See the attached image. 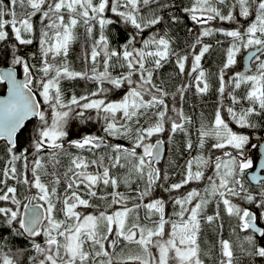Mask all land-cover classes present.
<instances>
[{"label":"snow or ice","instance_id":"1","mask_svg":"<svg viewBox=\"0 0 264 264\" xmlns=\"http://www.w3.org/2000/svg\"><path fill=\"white\" fill-rule=\"evenodd\" d=\"M153 3L158 4L159 0H8L7 3L0 0V43L4 44L0 49V63L10 59L13 67H22L24 75L21 81L11 68H0V83L6 81L8 84L7 98L0 99V140L6 141L8 156L0 170V202L6 205L0 206V227H6L10 235L27 241L42 257L38 264H204L198 242L201 220L209 224L220 220L219 211L215 215H204L213 199L218 201L217 209L222 204L225 213L237 219L240 230L249 233L244 238L247 247L240 246L242 252L249 257L264 258V246L259 244V240L264 239V227L258 224V220L264 222V179L259 175L252 177L258 184L255 194L245 187V170L253 167V161L244 154L249 137L230 127L231 123L241 128L252 127L251 117L264 113V0H192V4L183 9L189 19L201 27L191 45L190 71L196 73V92L203 95L210 89L208 74L201 61L212 45L205 43L204 38L220 33L229 38V44L218 74V93L223 98L231 84L228 97L233 105H237L241 103V97L234 92L244 85L243 99L250 106L239 111L228 106L226 112L230 119H226L222 115L224 104L221 100L214 119L210 123H200L196 141L198 155L186 162L181 181L171 183L164 191L178 192L188 184L204 180H207V187L203 194L192 189L174 198L178 210H174L172 216L176 219L166 217L164 199L144 201L156 188H163L168 180V176L162 175L156 167L164 143L159 137L165 131L170 133L169 138L181 132L189 137L186 150H193L187 127L192 124L191 117L174 103L170 106L165 99L168 92L154 82L156 72L171 57H175L179 73L183 75L189 56L177 53L167 34H153L149 39L138 40L146 28H154L163 20L154 11L150 18L142 14V7ZM17 8L23 11L18 14ZM106 12L112 15L107 16ZM38 14L39 28L33 23V17ZM170 20L176 23L180 17L171 16ZM217 20L233 27H205ZM97 24L99 38L94 39L90 56L84 55L85 63L90 61L91 68L75 71L68 61L70 48L77 39L75 30L82 25L92 37ZM113 24L135 30L128 34L121 50L111 49L105 35L108 26ZM37 39L39 67L21 51V46L32 45ZM137 43L142 47H136ZM9 44H12L11 49ZM246 50L251 66L233 73L226 81L228 70L238 62L243 67ZM101 56L102 61L98 59ZM34 58L35 54H32ZM113 58L122 61L118 66L126 72L112 74L111 69L117 66ZM36 73H39V79ZM75 79L91 80L97 88L90 94L79 97L73 94L66 100L61 84L64 80ZM105 84L111 88L104 87ZM191 86L185 84L177 89L180 101ZM122 88L125 92L119 101L101 98L109 91ZM37 94L42 99H37ZM175 100L176 95H173L172 101ZM45 105L47 108L43 107ZM89 111H95L104 121V135H86L79 140L67 141L73 113L83 119ZM32 118L38 123L30 138L33 152L29 161L27 149L19 154L16 149L19 138L27 131L25 122ZM107 137L127 140L129 146L108 144ZM153 137H156L155 142ZM66 143L76 149H86L96 158L89 160L82 155H73L67 150ZM102 145L111 149L107 162L103 154L97 156L94 151ZM206 149L221 150L222 156L213 159ZM242 156L244 158L240 159ZM62 157L69 158L66 167L62 165ZM18 162L22 163L21 170L17 168ZM90 167L95 171L90 172ZM260 167L264 169V163ZM116 168L125 169L124 175H114L112 169ZM209 168L213 169L214 175L206 177ZM137 181L142 182L143 187L138 185L134 196L118 190L124 185L131 191L132 184ZM100 185L110 186L112 192L98 195ZM19 186H23L27 195L20 193ZM92 198L106 201L112 211L108 208L98 213L78 211L96 207L91 203ZM234 199L253 205L256 211L241 207ZM132 201L135 202L129 206ZM193 201L196 202L193 204ZM141 207L143 219L148 223H141ZM61 214L63 219L59 218ZM218 227L222 229L223 225L218 224ZM38 237L42 242L37 240ZM122 243L124 247H121ZM129 245H135L136 249L125 254L124 249ZM220 245L222 258L219 264H234L231 242L221 240ZM118 248L120 252L116 251ZM26 250L18 249V254L22 256ZM30 260L37 261V257ZM0 264H18V261L5 253L0 256Z\"/></svg>","mask_w":264,"mask_h":264},{"label":"trees","instance_id":"2","mask_svg":"<svg viewBox=\"0 0 264 264\" xmlns=\"http://www.w3.org/2000/svg\"><path fill=\"white\" fill-rule=\"evenodd\" d=\"M8 0H5L7 3ZM192 4V0H159V3H153L149 6L142 7V14L146 18H150L153 15V11L155 15L162 16L163 20L160 24L156 25L154 28H146L145 31L138 36V40L149 39L153 34H157L158 36H165L170 38L173 41L172 47L173 49L179 53L180 55H188L189 60L185 67V73L182 75L179 73V69L175 63V57H171L167 63L163 65L155 74L154 82L164 88L168 92V97L165 98L166 102L170 103L171 95H176V98H179L177 95V89L180 88L182 85L191 84V87H188L186 92L184 93L183 101H177L175 105L177 108H182L183 112L186 113L188 117H191L192 124L187 125L190 131V138L193 142V150L188 151L186 150V142L189 137H186L183 133L177 132L173 137H176L174 141V146L169 148L167 143V148L165 149V154L162 160L156 164L161 170L162 175H167L168 180L164 183L163 188H156L151 196L146 198L144 201L145 203L149 202L154 198H162L166 202V217H172V219H176L175 216H172L174 210H178V206L174 205V198L180 197L182 194H186L188 191L192 189H196L203 194V190L207 187V180L201 182H194L191 184L186 185L185 187L181 188L178 192H166L164 188H167L168 185L171 183H178L182 179V174L184 172L186 162L189 159H192L196 155H198V149L196 148V141H197V128L200 126L201 122L210 123L214 119L215 112L217 107L219 106V102L222 100L224 104V109H222V115L226 119H230L226 112V108L228 106L234 107L237 111L241 108H247L250 106L247 100L243 99V96L246 92V86L242 85L240 89L235 90L234 94L238 97H241V103L237 105H233L231 99L228 97V92L232 91L231 84H229L226 88V92L224 97H220L218 93L219 88V78L218 74L220 69L222 68L225 59H226V49L229 44V38L223 36L220 33L213 35L211 37H205L204 42L211 44L212 47L210 48L209 52L205 54L204 58L201 61V65L203 69L206 71L208 83L210 84V89L207 94H199L196 92L194 77L196 73H191V64L193 57L191 55V45L194 42L197 34L201 31V27L198 24L193 23L188 15L183 11L184 8L189 7ZM161 5H169L168 7H161ZM23 10L17 8L18 14L21 13ZM226 11V10H225ZM107 16H111L110 12H106ZM171 16H179L180 20L176 23L171 22ZM7 18V17H6ZM68 17L65 16V20L67 21ZM39 14L33 17L34 25L39 28ZM246 23V21H242ZM47 23V21H45ZM205 27H212V28H224V29H231L233 25L220 22V21H212ZM191 29V31H189ZM135 31L130 26H125L123 24H113L108 26L105 31V35L109 38L110 41V48L121 50L122 45L126 42L128 38V34ZM76 41L72 44L69 55L68 61L70 62V67L75 71H84L86 69L91 68V63H85L84 55L87 53L90 56L91 53V46L94 42V39L99 38L100 28L97 24L93 29L92 37H89L86 33L85 28L82 25H78L76 30ZM10 38L12 36L11 32H9ZM217 41H221V43H217ZM136 47H142L141 43H137ZM4 48V44L0 43V49ZM8 48H12V44L8 45ZM197 52L199 50V46H197ZM21 51L23 53L28 54L29 59L31 62L36 64L39 67L40 61V49L38 44V39L34 41L32 45L21 46ZM32 54H35V58L32 59ZM99 60H103L101 56L98 58ZM240 58H238V61ZM113 63L117 66L114 69H111L112 74L119 75L121 72H126V69L120 68L118 65L122 63V61L117 62L115 58H113ZM4 66H12L11 60L9 59L6 63H0V68ZM150 66V65H149ZM18 71H23L22 67L16 66ZM101 70L102 65H101ZM244 67L238 64L228 70V74L225 76V80L229 81L232 74L237 71H243ZM35 72V70H33ZM36 78L39 79V73H36ZM135 79V77H134ZM35 87V85H33ZM62 90L64 92L65 99H70L73 94L77 97L90 94L92 91H95L97 88V84L91 80L87 79H75V80H64L61 84ZM104 87L111 88V85L105 84ZM5 91V84L0 83V93ZM125 89H116L109 91L106 95L108 101H119ZM38 95V94H37ZM39 97V96H38ZM39 99H42L39 97ZM44 107V106H43ZM258 107V106H257ZM45 108V107H44ZM51 110L49 109V113ZM87 118L89 120H83L80 122L81 128L79 129H86L88 133H91L93 130H102L104 127V121L102 118L97 117L95 111L86 112ZM170 115L175 116V113H170ZM252 127H245L241 128L235 123H231L230 127L233 128L234 131L238 132L239 134H248L249 141L246 145V154L248 153L249 159L256 162L258 158L257 152V138L255 134L264 135V113L260 115H254L251 117ZM37 119H32L28 121L25 125L27 131H24L22 137L19 138V142L17 144L16 152L19 154L22 150L27 149L29 153V161L32 159V152L33 149L31 147V140L30 138L34 135V129L37 125ZM166 128L169 127L168 124L165 125ZM168 131H165L159 138L166 139L165 135ZM169 133V132H168ZM19 136V133H18ZM172 137V138H173ZM111 139L115 140L116 138L112 137ZM153 141L156 140V137L152 138ZM120 144L125 146H129V142L127 140L121 139ZM211 143V142H209ZM101 148V147H100ZM99 149L94 150L96 155L99 154ZM207 150V149H206ZM229 151L234 150L229 149ZM92 158H96L93 153ZM207 154L212 156L213 159L215 156L220 155L222 156L221 150H207ZM8 156L6 152V141L0 140V170H3ZM90 159V160H91ZM226 159V157H225ZM69 162L68 157H62V165L64 167L67 166ZM64 167L61 168V171L64 170ZM18 170L22 169V163H17ZM119 174L117 176H123L125 173V169H119ZM51 171V168H49ZM89 171H95V168L90 167ZM115 169L112 170L114 174ZM177 172V173H176ZM179 172V174H178ZM118 173V172H117ZM214 175V171L212 168H209L205 172V176ZM9 183H12L9 181ZM244 183L245 187L249 188L254 194L258 190V186L252 185L247 179L244 174ZM143 187V183L137 181V183L132 184L131 191H129L124 185H121L118 189L121 192H124L126 195L134 196L136 194L137 186ZM64 185H61V191L63 190ZM83 188V185L81 186ZM18 190L22 195H27L24 192L23 186H19ZM98 195H105L106 193L112 192V188L109 186L105 188L103 185H100L97 189ZM88 198V197H85ZM110 199V198H109ZM135 201L130 202L134 203ZM196 201H193V204ZM234 202L238 203L241 207L250 208L253 211H256L253 205H249L242 200H235ZM91 203L96 205L94 208L89 209H78V211H83L85 214L88 213H98L99 211H103L108 208L107 202L101 199L92 198ZM218 203L217 200L213 199L207 205L204 215H215L217 211L220 213V220L217 222H213L209 224L206 220H201V230L200 235L202 240V259L204 260V264H219L221 257V240H230L233 241V251H234V264H264V258L260 257H249L245 255L241 250V245L247 247L245 243V236L249 233H245L240 230L238 227V221L235 217H229L225 211L222 204H220L219 209H217L216 204ZM0 206H6L4 202H0ZM59 207V206H58ZM116 207V206H113ZM108 211L111 212L112 209L108 208ZM141 221L142 217L144 216V209L141 207L139 210ZM143 215V216H142ZM61 219H63L62 214L60 215ZM143 223H148L147 221L143 220ZM218 224H222L223 228H219ZM167 227V226H166ZM38 241H41V238H37ZM263 241V244H262ZM42 242V241H41ZM260 246H264V239L259 240ZM123 243L121 244L122 247ZM18 249H27L24 251L23 255L20 256L18 254ZM119 251V248L116 250ZM8 254L12 256L14 259L18 261V264H38V260L42 257H39L35 250L31 249L28 245V242L25 241L23 238H17L9 234V229L6 227H0V256L3 254ZM31 257H37V261H31Z\"/></svg>","mask_w":264,"mask_h":264},{"label":"flooded vegetation","instance_id":"3","mask_svg":"<svg viewBox=\"0 0 264 264\" xmlns=\"http://www.w3.org/2000/svg\"><path fill=\"white\" fill-rule=\"evenodd\" d=\"M242 60H243V58H242ZM240 65H241V63H240ZM243 67H244V65H243ZM19 75H23V71L21 72V71H19ZM83 120H89L88 118H87V115H86V113H85V118H79V117H76L75 116V113H73V118L72 119H70V121H69V124H68V132H69V136L66 138V140L67 141H71V140H79V139H82L84 136H86V135H101V136H103L104 135V133H103V131L102 130H93L91 133H88L87 131H86V129H79V128H81V125H80V122L81 121H83ZM244 135H246V136H248V137H250L248 134H244ZM256 135H259V134H255V136ZM262 136V135H261ZM169 137H170V134H169ZM169 137H165L166 139H161V140H163L164 142H165V149L167 148V141H168V139H169ZM112 137H107L106 139H107V142H108V144H111V145H115V144H120L121 142H120V140L121 139H118V138H116L115 140H113V139H111ZM116 143H115V142ZM153 142H155V141H153ZM257 142H258V144H257V152H258V145H259V139H257ZM66 148H67V150L71 153V154H73V155H82V156H84V157H87L89 160L92 158V154H91V152H89V151H87L86 149L85 150H81V149H76L75 147H72L71 145H69V144H67L66 143ZM246 150V149H245ZM166 152V151H165ZM165 152H164V154H165ZM100 154H103L104 156H105V162H107V159H108V157L111 155V149L109 148V147H107L106 145H102L101 146V148H100V151H99V154L98 155H100ZM164 156V155H163ZM258 158H259V153H258ZM258 158H257V160H258ZM69 159V158H68ZM257 160H256V162L255 163H253V167L251 168V169H253L254 167H255V165H256V163H257ZM69 163V162H68ZM120 168H116L115 169V172H114V175H116L117 176V174H119V170ZM112 170H114V169H112ZM248 170H250V169H248ZM118 172V173H117ZM256 186H258V185H256ZM258 224H260L262 227H264V222H261V221H259L258 220ZM258 236V235H257ZM228 241H230L229 239H228ZM232 243H234V240L233 241H231V244ZM262 244H263V241H262Z\"/></svg>","mask_w":264,"mask_h":264},{"label":"water","instance_id":"4","mask_svg":"<svg viewBox=\"0 0 264 264\" xmlns=\"http://www.w3.org/2000/svg\"><path fill=\"white\" fill-rule=\"evenodd\" d=\"M247 55H248V52L246 50V52L244 53L243 55V65H244V68H247V67H250L251 66V62L248 61L247 59ZM9 68H11L14 72H16L17 74V79L19 80H23L24 79V75H19V71L17 69V67H13V66H4L2 67V69L4 70H8ZM5 84V91L3 93H0V99H4V98H7V95H8V84L7 82L5 81L4 82ZM37 99H39L38 95H37ZM32 119H36V118H32ZM31 119V120H32ZM30 121V120H29ZM28 121L25 122V125ZM18 135V134H17ZM256 138L259 139V146H258V153H259V158L257 160V163L255 165V167L253 169H250L247 174H246V177L248 179V181L253 184V185H257V182L252 180V177L254 175H259L262 179H264V169H262L260 167L261 163H264V135L261 136V135H256ZM5 141V140H4ZM163 141V140H162ZM164 152H165V143H163L161 145V159L160 161L162 160L163 158V155H164ZM159 161V162H160ZM258 235V234H257Z\"/></svg>","mask_w":264,"mask_h":264},{"label":"rangeland","instance_id":"5","mask_svg":"<svg viewBox=\"0 0 264 264\" xmlns=\"http://www.w3.org/2000/svg\"><path fill=\"white\" fill-rule=\"evenodd\" d=\"M199 51V50H198ZM175 95V94H174ZM172 96L173 95H171V98H170V103L171 104H177V101H179V98H176V100L175 101H172ZM45 108H47V106L45 105L44 106ZM48 111H49V109H48ZM184 114L186 115V113L184 112ZM187 116V115H186ZM238 133V132H237ZM169 134L170 133H166V135H165V137H169ZM242 135H244V134H242ZM173 135L171 136V138H169L168 139V141H167V143H168V146H169V148H172L173 146H174V141L176 140V137H173ZM115 142V141H114ZM116 143V142H115ZM122 143V142H121ZM167 146V147H168ZM245 149H246V146H245V148H244V154H245V156L249 159V156H248V153L246 154V152H245ZM240 159H243L244 157L242 156V157H239ZM248 170V169H247ZM247 170H245V172L247 171ZM177 173V172H176ZM178 174H179V172H178ZM121 192V191H120ZM143 216V215H142ZM143 217H142V221H141V223H143ZM166 230H167V227H166ZM202 240L203 239H201V235L199 234V240H198V242H199V244H200V247H201V250H202V245H204V244H202ZM122 247H124V245H122ZM136 249V246L135 245H129L127 248H125L124 249V252H125V254H127L130 250H135ZM117 252H120V248H119V251H117ZM201 257H202V252H201Z\"/></svg>","mask_w":264,"mask_h":264},{"label":"bare ground","instance_id":"6","mask_svg":"<svg viewBox=\"0 0 264 264\" xmlns=\"http://www.w3.org/2000/svg\"><path fill=\"white\" fill-rule=\"evenodd\" d=\"M165 143V142H164Z\"/></svg>","mask_w":264,"mask_h":264}]
</instances>
